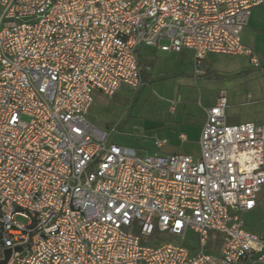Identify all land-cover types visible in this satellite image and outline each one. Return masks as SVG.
Returning <instances> with one entry per match:
<instances>
[{
	"label": "built area",
	"instance_id": "built-area-1",
	"mask_svg": "<svg viewBox=\"0 0 264 264\" xmlns=\"http://www.w3.org/2000/svg\"><path fill=\"white\" fill-rule=\"evenodd\" d=\"M263 2L0 0V260L10 248L5 264H264L241 217L264 192V121L227 123L219 94L194 157L140 154L86 118L95 92L141 85L142 44L191 50L195 73L210 52L257 66L240 34ZM155 232H195L196 250L144 244Z\"/></svg>",
	"mask_w": 264,
	"mask_h": 264
},
{
	"label": "rangeland",
	"instance_id": "rangeland-1",
	"mask_svg": "<svg viewBox=\"0 0 264 264\" xmlns=\"http://www.w3.org/2000/svg\"><path fill=\"white\" fill-rule=\"evenodd\" d=\"M160 43H168V40L161 39ZM156 48V46L144 44L140 46V52L143 54L141 60L147 72V80L153 82L146 83L144 86L135 90L122 85L114 96H104L101 93H94V101L86 118L103 131L110 133L109 142L117 145H140L141 147L148 148L153 138H151L152 133L150 130L144 127V122H148L151 119L150 117L157 112H168L170 104H173L179 109L176 100L180 96L172 94L177 87L175 88L173 84L162 78L167 75L169 69L170 71H176L178 68H187L186 65H189V61L187 59L182 65L176 57L177 54L163 52ZM210 57L211 64L227 74L228 78L227 80L224 79L222 84L226 91H233L237 101L236 109L230 106L226 107L227 118L230 115L244 117V111L251 109L253 106L252 103L245 102L247 97L245 80L250 75L256 76L257 80L253 79L255 81L249 86L250 89H254L255 94H258V91L264 88V76L260 75L259 68L253 66H249V70L244 69L245 71L247 70L246 72L239 73L247 65L245 57L220 53L212 54ZM231 69H237L238 72ZM211 87L205 93L212 91L214 87ZM256 107L264 114V101L257 103ZM235 112L241 113L240 115H236ZM241 119L244 120V118ZM227 122L232 123L229 119ZM241 217L248 229L264 236L263 192L258 193L257 205L252 210L243 212ZM16 220L21 223L26 222V219L21 216H17ZM134 231L135 233L137 232V230ZM192 235L190 232H187L185 237L182 238L180 236L155 232L144 244H150L155 239V242H158V240H166L177 245L191 246L195 241L197 244L198 241L197 236L194 235L191 237Z\"/></svg>",
	"mask_w": 264,
	"mask_h": 264
},
{
	"label": "crops",
	"instance_id": "crops-1",
	"mask_svg": "<svg viewBox=\"0 0 264 264\" xmlns=\"http://www.w3.org/2000/svg\"><path fill=\"white\" fill-rule=\"evenodd\" d=\"M240 37L242 43L248 46L252 50L254 56L258 61V65L255 66L251 64L248 56L246 55H230V56L245 57L247 65L244 66V68H242V70H240L239 73L240 72L244 73L247 71V70L245 71L244 69L249 70L250 68L249 66H253L259 68L260 75L264 76V2L254 6L251 9L248 23L242 29ZM156 49L159 48L157 47ZM163 52H167V51H163ZM168 53L177 54L176 57L178 58L179 63H182V65L188 59L189 65L191 66L190 67L187 64L186 65L187 68L185 69L178 68L176 69V71L173 70L170 71L169 69L167 71L168 72L167 75L162 78L173 84L175 88L177 87L176 90L172 92V94H177L178 96H180V98L176 100L179 109L176 108L173 104H170V108L168 109V112L166 113L157 112L153 114L152 117H150L151 119L148 122H144V127L150 130V132L152 133L151 138H153L152 143L148 148L141 147L140 145H129V146L135 148L140 154L152 155L155 153L158 154L184 153V154H190L195 157L199 155V138H200L202 126L205 121V110L210 106L214 105L218 95L222 93L227 98V106L236 109L237 101L236 98L234 97L233 91L232 90L226 91L224 85L222 84V81L224 79L227 80L228 78L227 74H225L224 71L219 70L217 67L211 64L210 55L219 54V53H212V52L207 53L204 56V58L201 60L200 69H199L200 72L198 73H195L194 57H193V52L191 50L182 49L179 52L171 51ZM142 55L143 54H141L139 47V49L137 50V58L140 66L142 84L138 88L144 86L146 83L153 82L147 80V72L141 60ZM189 67L190 69H188ZM231 70L237 71V69H231ZM253 79L257 80L256 76L250 75L248 79L245 80L246 81L245 92L247 93L245 102L252 103L253 109L251 108L245 110L244 117L230 115L227 118L226 116V121H228L229 119V121L232 122L229 124H235L244 121H251L256 124H260L264 121V114H262L259 111V109L256 107L257 103L264 101V95H262L264 94V88L260 89V91H258V94H255L254 89L253 88L250 89L249 86L251 83H253V81H255ZM211 86L214 87L213 90L210 91L209 93L207 92L205 93V91H207L208 88H212ZM241 112H235V113L236 115H240ZM241 118H244V120H242ZM156 141H161V144L157 145L155 143ZM257 203H258V195H257ZM190 233L191 235L193 233L191 237H193L194 235L197 236L195 232H190ZM196 246L197 244L195 241L193 245L186 247L189 248L190 253H193L196 250ZM219 249H220V244L218 246L216 245L211 248H208L207 250L216 252Z\"/></svg>",
	"mask_w": 264,
	"mask_h": 264
},
{
	"label": "trees",
	"instance_id": "trees-1",
	"mask_svg": "<svg viewBox=\"0 0 264 264\" xmlns=\"http://www.w3.org/2000/svg\"><path fill=\"white\" fill-rule=\"evenodd\" d=\"M142 84V83H141ZM114 96V95H113ZM213 236H214V233L213 232H211L210 233V236H209V240H208V242H207V244H206V248L208 249V248H211V247H213V246H218L219 244H220V242H221V240H220V238L219 237H217V236H214V238H213Z\"/></svg>",
	"mask_w": 264,
	"mask_h": 264
},
{
	"label": "water",
	"instance_id": "water-1",
	"mask_svg": "<svg viewBox=\"0 0 264 264\" xmlns=\"http://www.w3.org/2000/svg\"><path fill=\"white\" fill-rule=\"evenodd\" d=\"M17 249H19V248H17ZM10 253H11V249L10 248H6L4 250V258L0 260V264H5L6 263Z\"/></svg>",
	"mask_w": 264,
	"mask_h": 264
}]
</instances>
